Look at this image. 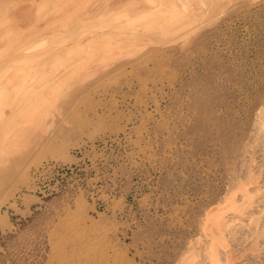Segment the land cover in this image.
Here are the masks:
<instances>
[{
  "label": "rangeland",
  "instance_id": "1",
  "mask_svg": "<svg viewBox=\"0 0 264 264\" xmlns=\"http://www.w3.org/2000/svg\"><path fill=\"white\" fill-rule=\"evenodd\" d=\"M0 264H264V0H0Z\"/></svg>",
  "mask_w": 264,
  "mask_h": 264
},
{
  "label": "crops",
  "instance_id": "2",
  "mask_svg": "<svg viewBox=\"0 0 264 264\" xmlns=\"http://www.w3.org/2000/svg\"><path fill=\"white\" fill-rule=\"evenodd\" d=\"M20 102V100L18 98H15L14 102H11V105L13 103H17ZM38 105V104H37ZM38 106H36L35 109H37ZM32 116H31V121L27 124V128L25 129V131L23 132V128L20 129V131H14L13 134L14 136L12 138H10L11 141L14 142V151L16 152V154L18 153V155L22 156V142L23 141H29L30 145L32 143V145L29 147L30 150L33 148L34 144L39 140L40 137H46L47 134H49L50 132V128L47 127V124H43L41 123L36 129H33V126L40 120V117L38 116L37 110L34 112V110H32L31 112ZM35 114V115H34ZM47 119V118H46ZM45 119V120H46ZM44 120V121H45ZM49 119H47L48 121ZM43 125V126H42ZM16 154H14L16 156Z\"/></svg>",
  "mask_w": 264,
  "mask_h": 264
},
{
  "label": "built area",
  "instance_id": "3",
  "mask_svg": "<svg viewBox=\"0 0 264 264\" xmlns=\"http://www.w3.org/2000/svg\"><path fill=\"white\" fill-rule=\"evenodd\" d=\"M76 168H73V167H66V168H64L62 171H66V173L68 174V173H72L73 172V170H75Z\"/></svg>",
  "mask_w": 264,
  "mask_h": 264
},
{
  "label": "trees",
  "instance_id": "4",
  "mask_svg": "<svg viewBox=\"0 0 264 264\" xmlns=\"http://www.w3.org/2000/svg\"><path fill=\"white\" fill-rule=\"evenodd\" d=\"M71 167H75V166H71Z\"/></svg>",
  "mask_w": 264,
  "mask_h": 264
},
{
  "label": "bare ground",
  "instance_id": "5",
  "mask_svg": "<svg viewBox=\"0 0 264 264\" xmlns=\"http://www.w3.org/2000/svg\"><path fill=\"white\" fill-rule=\"evenodd\" d=\"M77 6V5H76Z\"/></svg>",
  "mask_w": 264,
  "mask_h": 264
}]
</instances>
